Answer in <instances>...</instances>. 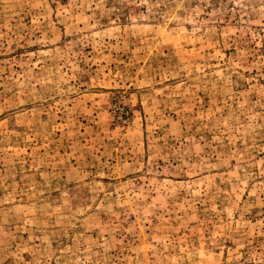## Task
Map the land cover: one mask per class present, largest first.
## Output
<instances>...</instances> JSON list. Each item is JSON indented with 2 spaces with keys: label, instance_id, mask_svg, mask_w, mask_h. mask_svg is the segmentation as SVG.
<instances>
[{
  "label": "rangeland",
  "instance_id": "rangeland-1",
  "mask_svg": "<svg viewBox=\"0 0 264 264\" xmlns=\"http://www.w3.org/2000/svg\"><path fill=\"white\" fill-rule=\"evenodd\" d=\"M0 264H264V0H0Z\"/></svg>",
  "mask_w": 264,
  "mask_h": 264
}]
</instances>
